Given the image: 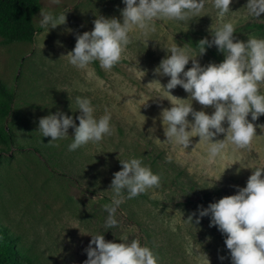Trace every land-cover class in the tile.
I'll list each match as a JSON object with an SVG mask.
<instances>
[{
	"label": "rangeland",
	"instance_id": "1",
	"mask_svg": "<svg viewBox=\"0 0 264 264\" xmlns=\"http://www.w3.org/2000/svg\"><path fill=\"white\" fill-rule=\"evenodd\" d=\"M40 1L5 224L42 264H264V0Z\"/></svg>",
	"mask_w": 264,
	"mask_h": 264
},
{
	"label": "trees",
	"instance_id": "2",
	"mask_svg": "<svg viewBox=\"0 0 264 264\" xmlns=\"http://www.w3.org/2000/svg\"><path fill=\"white\" fill-rule=\"evenodd\" d=\"M40 9V0H0V44L9 46L16 43H32L39 31L35 23V16ZM252 27L263 30L264 24H254ZM189 44L195 48H210L207 38H200ZM95 66L101 74L97 61H95ZM17 106L18 94L16 88L9 87L0 77V144L4 151H10L15 145L20 149L24 147L20 144L18 125L14 117ZM137 155V162H141V159H145L147 156L145 153H137ZM157 158H153V165L157 163ZM148 177L152 178V176ZM127 194L131 199L136 197L147 199L146 193L140 192L136 188H131L127 191ZM207 195L208 193H204L203 199H206ZM137 221L135 222L143 227ZM0 264H42L37 256L31 253V250L24 244L22 239L5 224L1 209Z\"/></svg>",
	"mask_w": 264,
	"mask_h": 264
}]
</instances>
